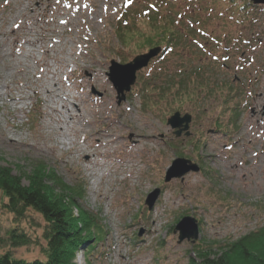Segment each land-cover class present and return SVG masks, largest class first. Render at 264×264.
<instances>
[{
	"label": "rangeland",
	"instance_id": "rangeland-1",
	"mask_svg": "<svg viewBox=\"0 0 264 264\" xmlns=\"http://www.w3.org/2000/svg\"><path fill=\"white\" fill-rule=\"evenodd\" d=\"M167 1L0 0V164L21 175L30 170L32 162H44L66 183L84 186L82 203L100 216L106 230L90 255L92 264H188L197 246L217 250L264 224V44L253 48L255 69L248 71L253 81L242 100L236 92L220 98L232 73L214 68L192 45V53L183 49L187 46L180 39L173 54L161 62L152 58L137 71L131 91L117 102L107 75L111 60L124 64L164 45L156 44L161 36L155 34L151 19L161 15L170 24L169 33L173 28L181 36L184 32L172 22L176 9L182 15V28L191 14L195 19L206 17L199 11L204 1L196 0L193 13L187 0ZM209 1L206 9L221 5ZM253 12L248 33L253 32L255 42L259 36L264 41V5ZM210 20L212 15L204 24L218 32L223 24L217 28ZM133 27L146 31L133 36L134 31L124 29ZM149 30L154 44L141 47ZM63 58H67L65 63L73 59L68 71ZM45 62L55 63L62 71L57 87L60 93L71 92L76 104L69 105L81 110V116L61 126L63 130L67 127L69 137L81 147L76 154L60 142V123L51 120L46 108L41 85L54 86L55 81L50 75L45 78ZM196 71L199 76H194ZM182 72L183 76L177 75ZM234 72L245 83L246 75L239 69ZM180 78L188 79L184 86L173 85L160 97L167 84ZM9 94L23 99L12 101ZM176 111L191 115L188 136L183 132L177 138L166 122ZM96 130L103 145L91 136ZM138 133L152 137L137 143ZM85 150L95 155L94 163L111 164L97 188ZM177 157L204 168L163 181ZM22 182L27 183L25 177ZM156 188L160 195L149 210L143 202ZM2 200L0 193V233L4 237L14 223ZM185 216L197 220L199 234L194 242L178 241V231L173 232ZM42 225L43 219L34 213L32 219L20 222V229L35 242L17 248L0 246V252L9 250L17 259H43ZM74 259L75 264H86L81 250Z\"/></svg>",
	"mask_w": 264,
	"mask_h": 264
},
{
	"label": "trees",
	"instance_id": "trees-1",
	"mask_svg": "<svg viewBox=\"0 0 264 264\" xmlns=\"http://www.w3.org/2000/svg\"><path fill=\"white\" fill-rule=\"evenodd\" d=\"M151 22L154 29L157 28L155 34L161 36L156 44L169 46L172 43L170 24L161 18L159 22L158 18L155 21L151 19ZM124 29L127 33L134 31L133 36L146 31L136 27ZM147 33L144 34L146 37L142 40L141 47L145 43L148 47L154 44L152 31ZM120 35H123L122 31ZM193 74L199 76L197 71ZM186 81L188 79L184 81L180 78L170 85L167 84L159 92L160 97L165 96L163 90L169 91L173 85L180 88ZM154 89L153 87L147 92L151 93ZM180 94L181 91L176 96ZM233 125V128L238 127ZM24 177L27 181L25 184L22 182ZM0 193L4 197L2 206L13 216L14 223L12 228L5 231L4 237L0 233V246L17 248L35 242L28 233L20 229V222L32 219L34 213L43 219L40 240L45 243L41 250L44 252L43 259H17L9 250H5L0 252V264H75L74 258L80 250L85 256L86 264H92L90 255L105 238L106 230L101 224L100 216L84 207L83 185L66 183L54 168L44 162H32L30 170L23 171L21 175L13 174L11 168L0 164ZM38 244L41 246L39 240ZM188 264H264V224L227 241L217 250L197 246L195 256L190 258Z\"/></svg>",
	"mask_w": 264,
	"mask_h": 264
},
{
	"label": "flooded vegetation",
	"instance_id": "flooded-vegetation-1",
	"mask_svg": "<svg viewBox=\"0 0 264 264\" xmlns=\"http://www.w3.org/2000/svg\"><path fill=\"white\" fill-rule=\"evenodd\" d=\"M201 1H204V4L203 8L199 11L206 17L200 16L195 19L192 14L190 21L195 19L194 21L197 23L186 24L184 28L179 27L184 32V35L177 36V40L174 42H177L179 47L181 43L180 39H182L183 44H189L187 47L183 46V49L188 48V51L192 53V45L194 46L193 49L196 48L199 53L204 55L210 63L214 65V68H221V71L225 74L229 72L230 74L232 73L230 82L227 84L224 83V94L222 93L223 95L220 98L227 97V95L231 93L233 95L236 92L238 93L237 95L241 94L240 100H242V98L244 99L247 95L248 85L253 81V76L248 72L249 69L254 67V60H256V54H254L253 48H255V45L260 46L264 44L262 37L259 36L257 39L258 41L255 42L252 40L253 32L250 34L248 33V30L250 31L253 25L252 18L254 15L253 9H255V7L249 0H212L214 1L213 4H221L220 7L215 8L214 6L213 8L206 9L207 5L211 2L209 0ZM225 2L228 3V6L224 4ZM193 12L194 11H192V13ZM211 15L213 20H210V25L215 24L218 28L220 26L219 23L223 24L218 32L212 26L204 24L208 23ZM246 27L247 29L243 30ZM174 28H177V26L175 25ZM173 51L174 48L171 49L172 54L174 53ZM233 67L235 68L234 70L239 69L240 72L246 75L245 83L237 76ZM214 68L210 70L211 73ZM253 69H255V67ZM206 87L207 86H204L202 89ZM221 102L223 101L221 100ZM181 134H183V132H181L180 135Z\"/></svg>",
	"mask_w": 264,
	"mask_h": 264
},
{
	"label": "water",
	"instance_id": "water-1",
	"mask_svg": "<svg viewBox=\"0 0 264 264\" xmlns=\"http://www.w3.org/2000/svg\"><path fill=\"white\" fill-rule=\"evenodd\" d=\"M255 4H264V0H251ZM161 51V47L157 46L151 48L146 53L135 55V57L124 64H120L115 60H111L110 67L107 72V75L112 82L114 89L117 93V102H121L125 99L126 92L130 91L132 85L136 81L137 71L146 67L150 59L157 56ZM191 121V115L184 114L181 115L179 112H174L172 115L167 118V124L175 130V135L179 136L182 131H185V134L188 135V127ZM194 171H199V166L192 162L191 160L184 159L181 157L175 158L171 165L167 168L164 176L165 182L172 180V178L183 177L186 173ZM160 195V189L156 188L147 194L146 199L143 203L147 206L149 210L154 207V204ZM178 231V232H177ZM199 226L197 220L192 216L182 217L174 226L173 232L178 233V241L184 239L191 240L192 242L196 241L199 234ZM142 232H139L138 235H141Z\"/></svg>",
	"mask_w": 264,
	"mask_h": 264
},
{
	"label": "bare ground",
	"instance_id": "bare-ground-1",
	"mask_svg": "<svg viewBox=\"0 0 264 264\" xmlns=\"http://www.w3.org/2000/svg\"><path fill=\"white\" fill-rule=\"evenodd\" d=\"M85 10H82L81 13H84ZM61 24H64V21L60 22ZM78 24L76 23L75 26H77ZM32 43V42H31ZM69 56H71V54H68ZM67 58H63L61 59L64 64L66 65V71L69 70L70 68V64L73 61V59L70 58V63H65L67 60ZM46 66V74H45V78L46 75H50L49 78L52 79L51 81H55L54 83V87L53 85L48 86L47 85H41L42 87V92H44L46 94L47 97V101H48V105L46 108H48L50 110V118L52 121H54V123L59 124L57 125V131L58 133H60V135H62L60 142L63 145H68L70 146L69 149L70 150H74L75 154L78 153L79 151H81V147L79 146L78 143H74V141L69 137V133H68V129H66L64 127H61L62 125H67L68 124V119L69 120H73L76 119L77 117L81 116V110L80 108L76 107L73 108L72 106H70L69 104H71V102L74 104L75 106V102L73 100H75L74 95L71 94V92L66 91V92H62L60 93L59 91V87H57L58 85V75L61 74V70L55 66V63L52 64H48L47 62H45ZM87 67H89V65H85ZM55 79V80H54ZM9 99L12 101L15 100H22L23 96H18V97H14L13 95L9 94ZM49 98V99H48ZM65 99V100H63ZM71 122V121H69ZM91 136L94 137V139L96 140V142L99 145H103L100 141H101V137H100V132H94L93 134H91ZM137 139L136 142L139 143L141 140L144 139H149L152 136H147L144 134H137L136 135ZM74 143V144H73ZM73 144V145H72ZM86 156V163L89 164V168H91V173L94 178L92 180V184L95 188H97L98 183H100L101 178L104 176V174L106 173V171H108V168L110 167L111 164L108 163H94V159H95V155L93 153H89V151L85 150L83 153Z\"/></svg>",
	"mask_w": 264,
	"mask_h": 264
},
{
	"label": "snow or ice",
	"instance_id": "snow-or-ice-1",
	"mask_svg": "<svg viewBox=\"0 0 264 264\" xmlns=\"http://www.w3.org/2000/svg\"><path fill=\"white\" fill-rule=\"evenodd\" d=\"M131 2V0H129V3Z\"/></svg>",
	"mask_w": 264,
	"mask_h": 264
}]
</instances>
